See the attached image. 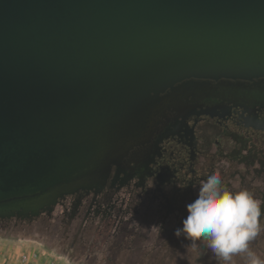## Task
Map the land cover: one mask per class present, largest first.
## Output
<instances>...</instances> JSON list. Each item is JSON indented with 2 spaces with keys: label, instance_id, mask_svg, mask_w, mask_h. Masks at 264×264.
Masks as SVG:
<instances>
[{
  "label": "water",
  "instance_id": "1",
  "mask_svg": "<svg viewBox=\"0 0 264 264\" xmlns=\"http://www.w3.org/2000/svg\"><path fill=\"white\" fill-rule=\"evenodd\" d=\"M264 106V0H0V220L155 153L179 118Z\"/></svg>",
  "mask_w": 264,
  "mask_h": 264
},
{
  "label": "flooded vegetation",
  "instance_id": "2",
  "mask_svg": "<svg viewBox=\"0 0 264 264\" xmlns=\"http://www.w3.org/2000/svg\"><path fill=\"white\" fill-rule=\"evenodd\" d=\"M154 152L39 216L0 220V235L36 241L67 264H248L247 253L220 261L206 241L194 248L174 234L199 185L219 172L222 187L260 202L262 231L249 250L264 261V106L179 118Z\"/></svg>",
  "mask_w": 264,
  "mask_h": 264
},
{
  "label": "clouds",
  "instance_id": "3",
  "mask_svg": "<svg viewBox=\"0 0 264 264\" xmlns=\"http://www.w3.org/2000/svg\"><path fill=\"white\" fill-rule=\"evenodd\" d=\"M187 216L175 235L183 234L197 246L206 241L220 261L230 262L234 255L247 253L248 264H264L249 243L262 231L260 202L247 190L230 192L222 187L219 172L207 176L199 185L196 198L186 206ZM160 232V227L156 226Z\"/></svg>",
  "mask_w": 264,
  "mask_h": 264
},
{
  "label": "rangeland",
  "instance_id": "4",
  "mask_svg": "<svg viewBox=\"0 0 264 264\" xmlns=\"http://www.w3.org/2000/svg\"><path fill=\"white\" fill-rule=\"evenodd\" d=\"M8 236V237H7ZM0 264H67L28 238L0 235Z\"/></svg>",
  "mask_w": 264,
  "mask_h": 264
}]
</instances>
